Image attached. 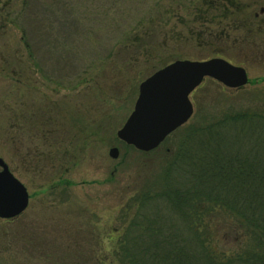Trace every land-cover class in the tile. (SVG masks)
Wrapping results in <instances>:
<instances>
[{"label": "rangeland", "instance_id": "374dc122", "mask_svg": "<svg viewBox=\"0 0 264 264\" xmlns=\"http://www.w3.org/2000/svg\"><path fill=\"white\" fill-rule=\"evenodd\" d=\"M220 2L69 0L66 20L47 14L43 22L50 41L58 27L71 35L61 47L68 56L58 60L45 46L38 67L17 18L24 0H0V158L30 196L24 213L0 219V264H114L133 201L166 185L188 129L264 115V0ZM216 57L245 68L249 84L206 78L191 94V119L151 152L117 137L142 81L176 60ZM249 137L235 142L239 150L248 142L256 150Z\"/></svg>", "mask_w": 264, "mask_h": 264}, {"label": "trees", "instance_id": "16d2710c", "mask_svg": "<svg viewBox=\"0 0 264 264\" xmlns=\"http://www.w3.org/2000/svg\"><path fill=\"white\" fill-rule=\"evenodd\" d=\"M210 1L219 8L220 0ZM67 2L24 0L17 14L29 59L38 67L45 46L59 51L53 53L58 60L68 56V46L61 47L71 35L58 27L50 41L43 23L57 14L66 20ZM252 135L256 150L250 142L239 150L235 142ZM175 154L165 168L166 185L133 201L136 210L120 231L113 263L264 264V115L233 113L191 127Z\"/></svg>", "mask_w": 264, "mask_h": 264}, {"label": "water", "instance_id": "95a60500", "mask_svg": "<svg viewBox=\"0 0 264 264\" xmlns=\"http://www.w3.org/2000/svg\"><path fill=\"white\" fill-rule=\"evenodd\" d=\"M206 78L231 89L250 82L245 68L224 58L171 62L141 82L134 109L117 137L142 152L155 150L191 119L194 113L191 94ZM109 155L118 158V147L111 148ZM29 200L26 186L0 158V219L20 216L28 208Z\"/></svg>", "mask_w": 264, "mask_h": 264}]
</instances>
